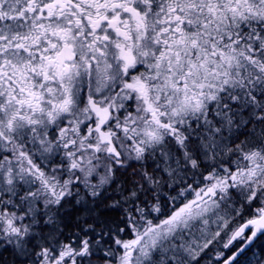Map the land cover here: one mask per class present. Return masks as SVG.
<instances>
[{
  "label": "snow or ice",
  "instance_id": "1",
  "mask_svg": "<svg viewBox=\"0 0 264 264\" xmlns=\"http://www.w3.org/2000/svg\"><path fill=\"white\" fill-rule=\"evenodd\" d=\"M0 264H264V0H0Z\"/></svg>",
  "mask_w": 264,
  "mask_h": 264
}]
</instances>
